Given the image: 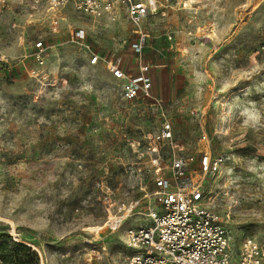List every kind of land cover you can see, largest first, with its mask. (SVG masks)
I'll return each instance as SVG.
<instances>
[{"label":"rangeland","instance_id":"obj_1","mask_svg":"<svg viewBox=\"0 0 264 264\" xmlns=\"http://www.w3.org/2000/svg\"><path fill=\"white\" fill-rule=\"evenodd\" d=\"M149 1L158 12L139 26L71 5L53 32L26 0L0 14L7 53L53 45L48 80L23 67L0 73V264H125L126 230L159 207L154 177L170 175L174 151L194 157L192 181L205 151L219 159L203 177L206 202L235 249L246 238L264 245V0ZM80 29L102 58L147 72L155 100L124 99L104 61L91 64L86 46L69 41ZM136 30L148 34L141 53ZM167 119L178 146L162 144L155 163L144 140Z\"/></svg>","mask_w":264,"mask_h":264},{"label":"built area","instance_id":"obj_2","mask_svg":"<svg viewBox=\"0 0 264 264\" xmlns=\"http://www.w3.org/2000/svg\"><path fill=\"white\" fill-rule=\"evenodd\" d=\"M36 10H41L51 18L53 32H60L61 21L66 20L63 11L72 7L94 19L110 18L118 20L125 15L135 25L149 15L158 12V5L149 0H26ZM155 1V0H153ZM168 2L170 0H164ZM178 1V0H177ZM188 0H180L185 7ZM8 0H0V14L6 8ZM140 34L132 47L141 53L148 34ZM86 33L82 29L71 31L70 42L86 46L89 62L96 64L103 60L112 76L121 82V91L126 100H155L151 76L141 70L128 73L122 58L101 57L85 43ZM30 52L12 55L0 47V73L11 74L23 67L31 78L44 82L50 78L46 70V58L52 44L39 39L32 44ZM33 65H29V61ZM156 104L155 101L152 102ZM172 123L167 119L157 132L148 134L144 142L154 156L151 160L159 163L162 144L178 146L174 139ZM142 147L141 140L137 141ZM193 156L173 152L170 175L156 173L154 177L159 207L150 211V221L144 224L130 225L126 230V244L132 254L125 264H264V245L254 238H246L238 249L233 247L223 217L206 202L204 176L217 169L218 158H212L209 152L201 159L203 174L192 181L188 178L189 163ZM201 171V172H202ZM187 179V182H184Z\"/></svg>","mask_w":264,"mask_h":264},{"label":"trees","instance_id":"obj_3","mask_svg":"<svg viewBox=\"0 0 264 264\" xmlns=\"http://www.w3.org/2000/svg\"><path fill=\"white\" fill-rule=\"evenodd\" d=\"M17 247H19V248H21V249H27V250H30V247L28 246V245H25V244H23V243H17V242H15L14 243Z\"/></svg>","mask_w":264,"mask_h":264},{"label":"crops","instance_id":"obj_4","mask_svg":"<svg viewBox=\"0 0 264 264\" xmlns=\"http://www.w3.org/2000/svg\"><path fill=\"white\" fill-rule=\"evenodd\" d=\"M32 61V60H31ZM30 62V61H29Z\"/></svg>","mask_w":264,"mask_h":264},{"label":"bare ground","instance_id":"obj_5","mask_svg":"<svg viewBox=\"0 0 264 264\" xmlns=\"http://www.w3.org/2000/svg\"><path fill=\"white\" fill-rule=\"evenodd\" d=\"M190 1V0H189Z\"/></svg>","mask_w":264,"mask_h":264}]
</instances>
